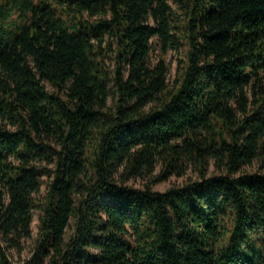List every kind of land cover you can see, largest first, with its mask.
Here are the masks:
<instances>
[{
  "label": "trees",
  "instance_id": "1",
  "mask_svg": "<svg viewBox=\"0 0 264 264\" xmlns=\"http://www.w3.org/2000/svg\"><path fill=\"white\" fill-rule=\"evenodd\" d=\"M153 41L186 45L172 84ZM254 161L264 0H0V264H264Z\"/></svg>",
  "mask_w": 264,
  "mask_h": 264
},
{
  "label": "rangeland",
  "instance_id": "2",
  "mask_svg": "<svg viewBox=\"0 0 264 264\" xmlns=\"http://www.w3.org/2000/svg\"><path fill=\"white\" fill-rule=\"evenodd\" d=\"M185 50L186 45L181 46L177 51L176 50H167V52H161V49L158 47L155 41L152 42V54H151V62L152 64H156L160 59H163L165 62V66L168 69V77L167 80L169 84H172L174 79L177 77L180 69L184 65L185 62ZM108 64L110 67H113L114 61L109 60ZM48 86V85H47ZM50 90H53L50 86H48ZM108 105H112V100L108 101ZM244 171H248L249 173L258 172L264 173V166H261L259 161H254L251 165L244 167ZM159 170H156L153 176L151 177H131L125 181V185L143 189L145 186L149 185L152 190L158 192H164L170 187L173 186H182L190 180L197 179V173L193 168H189L183 176H175L172 175L166 180L156 181L155 177L158 174ZM214 173V167L211 165L208 169V175H212ZM118 181H121L122 178L117 175ZM48 182L47 177H43V183L40 187L38 193L34 195L37 200L41 201L46 192V184ZM40 210L34 209L33 211V222L31 224L32 236L30 239L24 241V247L21 253H16L15 251H11V256L14 261L22 262L26 258H28L32 252L35 240L37 238V228L38 222L40 218ZM72 231L71 228L67 230L68 233Z\"/></svg>",
  "mask_w": 264,
  "mask_h": 264
}]
</instances>
